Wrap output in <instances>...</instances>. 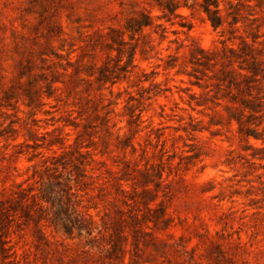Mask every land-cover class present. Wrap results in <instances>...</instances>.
I'll return each instance as SVG.
<instances>
[{
    "label": "rangeland",
    "instance_id": "1",
    "mask_svg": "<svg viewBox=\"0 0 264 264\" xmlns=\"http://www.w3.org/2000/svg\"><path fill=\"white\" fill-rule=\"evenodd\" d=\"M200 3L0 0V264H264V0Z\"/></svg>",
    "mask_w": 264,
    "mask_h": 264
},
{
    "label": "trees",
    "instance_id": "2",
    "mask_svg": "<svg viewBox=\"0 0 264 264\" xmlns=\"http://www.w3.org/2000/svg\"><path fill=\"white\" fill-rule=\"evenodd\" d=\"M210 3H212L213 7H215V8L210 9ZM200 4H201L203 10L207 13L208 18L210 19L212 25L214 27L218 26L220 24L221 17L219 14L214 13V10H215V12L217 10L218 0H211V2H210V0H202V3H200ZM212 10H213V12H212ZM145 17L149 18V16H146V15H145ZM139 24H140V27H142V26H150L152 23L149 20H143V22H140Z\"/></svg>",
    "mask_w": 264,
    "mask_h": 264
}]
</instances>
